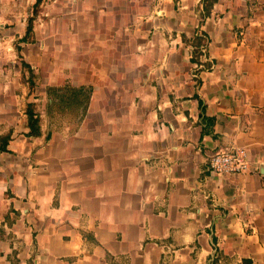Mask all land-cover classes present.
Returning a JSON list of instances; mask_svg holds the SVG:
<instances>
[{
  "label": "crops",
  "instance_id": "obj_1",
  "mask_svg": "<svg viewBox=\"0 0 264 264\" xmlns=\"http://www.w3.org/2000/svg\"><path fill=\"white\" fill-rule=\"evenodd\" d=\"M35 1L0 0V264H264V0Z\"/></svg>",
  "mask_w": 264,
  "mask_h": 264
},
{
  "label": "trees",
  "instance_id": "obj_2",
  "mask_svg": "<svg viewBox=\"0 0 264 264\" xmlns=\"http://www.w3.org/2000/svg\"><path fill=\"white\" fill-rule=\"evenodd\" d=\"M40 0L35 1V5L39 3ZM215 0H202L203 2V9L207 13L209 7L213 4ZM35 8L33 10V14L28 18V23L26 27L25 35L22 37L23 40L27 39L28 36H30L32 31V21L34 18ZM206 40L205 36H198L195 41V47L192 50V57L191 60L199 62V57L202 53L200 49V45ZM22 65L25 67H28L30 69V66L22 61ZM31 70V69H30ZM31 72V71H30ZM32 83V81H31ZM26 114H27V126L29 127V134H38L40 132V125H39V117L36 114V112L33 109V106L31 103H29L26 107ZM2 149H4V146H1ZM250 262V259L243 258L240 262H234L230 258H228L225 254H223L218 249L215 251V253L212 256V259L210 261V264H248Z\"/></svg>",
  "mask_w": 264,
  "mask_h": 264
},
{
  "label": "built area",
  "instance_id": "obj_3",
  "mask_svg": "<svg viewBox=\"0 0 264 264\" xmlns=\"http://www.w3.org/2000/svg\"><path fill=\"white\" fill-rule=\"evenodd\" d=\"M194 43H190L193 50ZM201 51L204 47L200 45ZM205 168L208 171L237 175L249 169V157L247 150L241 146H233L227 149H216L205 161Z\"/></svg>",
  "mask_w": 264,
  "mask_h": 264
}]
</instances>
